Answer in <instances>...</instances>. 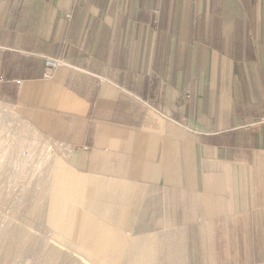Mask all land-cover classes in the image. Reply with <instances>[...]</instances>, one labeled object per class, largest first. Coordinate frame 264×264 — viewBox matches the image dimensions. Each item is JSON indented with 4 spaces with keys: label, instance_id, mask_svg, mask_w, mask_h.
<instances>
[{
    "label": "crops",
    "instance_id": "0c3cea01",
    "mask_svg": "<svg viewBox=\"0 0 264 264\" xmlns=\"http://www.w3.org/2000/svg\"><path fill=\"white\" fill-rule=\"evenodd\" d=\"M0 96L118 264H264V0H1Z\"/></svg>",
    "mask_w": 264,
    "mask_h": 264
},
{
    "label": "rangeland",
    "instance_id": "374dc122",
    "mask_svg": "<svg viewBox=\"0 0 264 264\" xmlns=\"http://www.w3.org/2000/svg\"><path fill=\"white\" fill-rule=\"evenodd\" d=\"M185 97L191 98L189 91ZM66 156L64 147L43 137L17 107L0 96V264H116L119 261L115 258L116 250L126 245L114 233L103 231L105 236L100 239L107 255L95 248L86 249L88 252L81 249L89 255L85 257L74 251L76 239L56 229L54 220H47L51 196L58 198L63 208L68 206L81 216L77 206L82 199L84 181H76L66 169L61 160ZM64 213L62 209L59 224ZM140 257L146 258L147 253H140ZM139 262L128 260L126 264H143Z\"/></svg>",
    "mask_w": 264,
    "mask_h": 264
},
{
    "label": "bare ground",
    "instance_id": "6f19581e",
    "mask_svg": "<svg viewBox=\"0 0 264 264\" xmlns=\"http://www.w3.org/2000/svg\"><path fill=\"white\" fill-rule=\"evenodd\" d=\"M54 182H57V181H54ZM63 193H64V191H63ZM75 194H77V193H75ZM74 198L75 197H73V199ZM67 207L63 208L62 205H61V201L58 198H56L54 196H51L50 200H49L48 219L47 220L48 221L54 220L56 222V229L57 228L62 229L69 236L70 239L74 238V239L77 240V243H76V248L77 249L74 250L77 253L87 257L89 255L86 254V253H83V250L87 251L86 249L95 248L102 255H107V253H106L107 249L105 247H101L100 246V239L103 238V236H105L103 231H99L97 233H92L91 234V231H90L91 222H90L89 218L86 217V216H80V218H79V216L76 215V212L72 208H70V207L67 208ZM62 209H64L65 213L61 217L62 218L61 224H59V222H57V220L59 221V215H60V212H61ZM99 226L100 225H98V227ZM98 229H100V228H98ZM68 241H69V239H68ZM69 242H71V241H69ZM102 246H103V244H102ZM81 249H83V250H81ZM120 256L124 257L123 253H122V249L119 247L116 250L115 258L118 260ZM118 262L119 261H117L115 263L118 264Z\"/></svg>",
    "mask_w": 264,
    "mask_h": 264
},
{
    "label": "built area",
    "instance_id": "2783aa9c",
    "mask_svg": "<svg viewBox=\"0 0 264 264\" xmlns=\"http://www.w3.org/2000/svg\"><path fill=\"white\" fill-rule=\"evenodd\" d=\"M43 59L45 64V72H44L45 77H50L53 70H56L58 67H61L66 64V61L64 59L58 57H50L43 55Z\"/></svg>",
    "mask_w": 264,
    "mask_h": 264
}]
</instances>
